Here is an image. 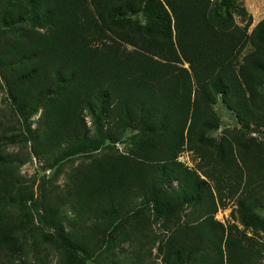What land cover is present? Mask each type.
I'll list each match as a JSON object with an SVG mask.
<instances>
[{"label":"trees","instance_id":"trees-1","mask_svg":"<svg viewBox=\"0 0 264 264\" xmlns=\"http://www.w3.org/2000/svg\"><path fill=\"white\" fill-rule=\"evenodd\" d=\"M250 23L234 0H0V264H262L264 139L243 129L264 125V15ZM217 95L241 122L218 140ZM31 157L51 175L20 174ZM230 200L241 227L214 217Z\"/></svg>","mask_w":264,"mask_h":264},{"label":"rangeland","instance_id":"rangeland-1","mask_svg":"<svg viewBox=\"0 0 264 264\" xmlns=\"http://www.w3.org/2000/svg\"><path fill=\"white\" fill-rule=\"evenodd\" d=\"M238 2L239 4L243 5L245 10L251 15V23L248 28H250L260 17L264 15V0H234ZM235 21L238 23H242L237 16H235ZM247 50L245 48L243 51ZM262 89L264 90V84L262 86ZM213 109L218 115V126L213 129H208L207 133L211 136H213L215 139H219L221 136L225 135L227 132L234 133L236 130H241L240 124L241 122L237 120L233 112L226 107V105L221 101L220 95H217L214 102L212 103ZM38 114V111L34 113L30 118L32 124H34V119L36 118ZM86 119L88 120V116H86ZM246 136H251L256 140H263L264 139V125L257 126L253 125L251 123L248 124V126L243 129ZM133 131L131 129H127L122 134L121 140L116 141L114 143L115 148L118 151H126L130 146L129 141V135ZM16 147L13 146V149ZM178 159L182 160L184 163H186L189 166H192L194 164V159L192 158V155L189 151L183 150L179 156ZM77 162V159L73 161V163ZM67 166H65L64 169H66ZM53 168H47L43 166V162L41 160H38L34 157H31L29 160L21 164L18 168V171L20 174L24 176H34L38 177L40 175L44 176H50L52 173ZM65 180L64 173H60L56 179L55 182L61 185ZM234 206L232 201L230 200L226 206L224 207H218L217 210L214 212V217L218 220L222 221L223 223L228 222H235L239 227L241 225L239 222L233 218L231 214V208ZM255 212L261 216L264 217V206L259 207L255 209ZM248 234H251L249 229H246L245 231ZM258 239H262V237H258ZM262 264H264V257L261 260ZM88 264H93L89 259L87 260ZM10 264H41L36 259L27 256L23 258L22 254H18ZM43 264H57L56 262V255L54 251H50L48 256L46 257Z\"/></svg>","mask_w":264,"mask_h":264}]
</instances>
